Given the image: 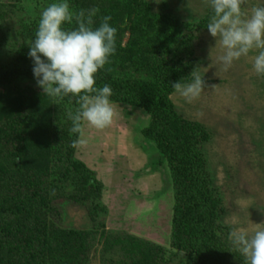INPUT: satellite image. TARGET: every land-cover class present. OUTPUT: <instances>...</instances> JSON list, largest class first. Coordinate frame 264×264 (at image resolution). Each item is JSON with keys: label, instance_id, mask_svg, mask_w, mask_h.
Returning <instances> with one entry per match:
<instances>
[{"label": "rangeland", "instance_id": "374dc122", "mask_svg": "<svg viewBox=\"0 0 264 264\" xmlns=\"http://www.w3.org/2000/svg\"><path fill=\"white\" fill-rule=\"evenodd\" d=\"M120 1L127 5L135 1L139 9L116 28V47L137 43L134 51L141 54L136 61L127 54L125 61L112 55L116 79L141 80L144 85L159 68H171L179 81L190 83L197 68L205 81L204 92L191 103L171 86L161 92L178 115L167 131L179 138L173 145L179 157L170 159V153L144 136L151 121L145 110L112 100L117 112L112 125L103 130L86 127L88 144L73 148L77 134L69 131L68 113H75L77 98L44 94L28 55L42 11L61 0H0V75L10 73L2 81L6 84H0V191L13 190L14 182L43 189L41 197L29 202L36 217L32 228L39 235L54 236L55 246L50 240V248H45L54 264H144L146 258L153 264H190L199 226L206 230L200 231L202 248L216 246L229 264H244L229 233L245 228L251 235L264 228V75L253 68L258 50L224 71L219 60L223 49L207 29L213 15L207 0ZM120 1L67 0L73 12L99 9L93 28L108 15L102 7L110 9L112 17ZM253 6H264V0H248L247 8ZM63 27L76 25L73 21ZM20 153L29 169H17L15 157ZM37 154L44 157L39 161L43 172L38 173L32 165ZM77 159L96 172L103 184L97 190L86 187L88 173ZM186 167L192 172L188 179L178 170ZM191 193L192 202L200 205L195 222L202 212L213 214L212 200L219 205L208 224L192 225L194 231L183 238L189 249L180 251L170 244L174 216ZM1 200V209L14 208ZM130 233L169 249L118 240Z\"/></svg>", "mask_w": 264, "mask_h": 264}, {"label": "clouds", "instance_id": "9594fccd", "mask_svg": "<svg viewBox=\"0 0 264 264\" xmlns=\"http://www.w3.org/2000/svg\"><path fill=\"white\" fill-rule=\"evenodd\" d=\"M207 2L213 9L207 29L223 49L219 60L224 71L235 60L258 50L253 58V68L256 74L264 75V6L249 9L248 0ZM98 12L97 7L73 12L67 0L50 4L41 13L35 39L29 47L28 55L34 62L33 74L43 93L60 99L77 98L78 108L75 113H68L72 122L69 131L77 134L73 148L88 144L86 127L103 130L111 126L117 116L110 101L111 87L107 84L100 88L95 86L96 73L110 63V57L116 52L117 33L109 23L110 15L102 16L99 26L93 28V18ZM73 21L76 27H63ZM190 76V83H183L182 79L171 84L189 103L199 98L205 88L197 68ZM229 239L244 257V264H264V228L258 227L251 235L245 228H234Z\"/></svg>", "mask_w": 264, "mask_h": 264}, {"label": "trees", "instance_id": "16d2710c", "mask_svg": "<svg viewBox=\"0 0 264 264\" xmlns=\"http://www.w3.org/2000/svg\"><path fill=\"white\" fill-rule=\"evenodd\" d=\"M120 1V0H119ZM121 4L118 9H115V13L112 14V19L110 24L118 28V25L123 23L126 20L127 15L134 13V11L139 9V4L137 2L127 3L120 1ZM127 7V8H126ZM103 8L108 15L111 14L110 9ZM159 42V41H158ZM163 44L162 42H159ZM147 46L146 48H148ZM138 48V44L129 45L127 48H123L121 46L116 47L115 56L121 61L124 59L125 54L128 55V59L134 60L139 58L138 54H141V51L138 50L137 54L134 50ZM146 50L143 51V53ZM154 53V52H153ZM136 55V56H135ZM112 64L108 63L104 66L103 69L98 70L95 75V81L98 86L103 87L105 84L109 85L112 89V96L110 100L115 103H125L128 105L137 106L145 110L151 118L150 126L146 128L143 133L144 136L149 140H154L157 143L158 147L164 153H170V159L174 157H179V155L175 152L176 149L173 145L177 146L175 143L179 141V138L168 131L171 123L177 122V114L174 104L170 101V99H166L163 97L161 92L167 86L172 87V83L179 82V78L177 72L172 70L171 68L162 69L159 68L158 71L152 76V79L146 81L144 85L141 84V80L132 81H123L116 79L115 76L111 73ZM6 75H10V73H5ZM0 75V84H6L7 80L6 75ZM27 74H30L27 71ZM170 74V75H169ZM185 122L184 120H182ZM186 125L188 123H185ZM180 142V141H179ZM186 143H182L183 148ZM178 147H181L179 143ZM44 157L41 154H37V160H32V165L35 167L36 173L43 172L41 168V160ZM182 162L186 163V156H181ZM16 166L18 170L29 169V166L25 167L28 163L26 157H24L21 153L16 155L15 157ZM40 161V162H39ZM77 161L81 164V166L87 171L88 176L85 181L87 184V188L90 191H95L98 189L99 184H102L96 175V172L87 166V164L79 159ZM190 163V162H189ZM181 176L190 178L191 169L185 168L184 170L178 169ZM86 173V174H87ZM15 188L13 190L9 189L8 191L1 192L0 191V200L5 199V203L13 205L14 208H6L1 209L0 203V264H54V257L52 254H45V248L50 240V245L55 246L56 241L53 239L54 236L50 235H39L36 230H34L32 221L34 218L30 212L31 207H29L30 203L37 196L41 197V193L43 189L37 187L36 189H31L34 187L28 186V183L22 182H14ZM103 185V184H102ZM15 199V200H14ZM189 202L186 204H182L177 207L174 216V224L171 234V248L179 249L180 251H187L189 248L183 244V238L189 235L190 231H194V225L201 221L202 223H209V219L215 217V209L217 208L218 202L213 201V205L211 206V210L213 214L203 212L197 216L196 222L193 220L194 215H196L199 204L192 202L194 200V194H190ZM210 199V197L208 198ZM14 200V201H13ZM2 201V200H1ZM13 202V203H12ZM214 208V211H213ZM204 214V215H203ZM36 218V217H35ZM201 223V224H202ZM191 225V226H190ZM37 228V227H36ZM199 237L196 239V246H192L195 248L194 257H189L190 264H229L227 255H222L218 252V248L216 246L208 248H202L200 238V231H205V228L199 226ZM189 231V232H188ZM28 235H25V234ZM192 233V232H191ZM215 231L210 233V238H214ZM121 243H126L133 245L139 242H147L156 246L162 250L169 249V247L155 242L154 240H149L147 238L138 236L136 234L130 233L126 238L118 239ZM116 240V241H118ZM23 241V242H22ZM25 241V242H24ZM60 244V243H58ZM35 246L30 248L31 246ZM50 245L47 246L50 248ZM58 246V245H57ZM62 246V244H61ZM140 249V248H138ZM213 252V253H212ZM51 253V250L50 252ZM147 259V258H146ZM142 260L144 264H153L154 262L151 260ZM141 262V260L139 261Z\"/></svg>", "mask_w": 264, "mask_h": 264}]
</instances>
